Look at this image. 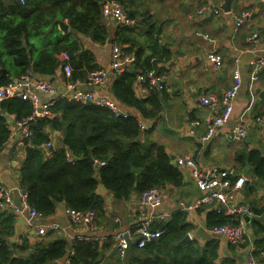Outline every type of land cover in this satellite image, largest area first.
Wrapping results in <instances>:
<instances>
[{"label": "crops", "instance_id": "crops-1", "mask_svg": "<svg viewBox=\"0 0 264 264\" xmlns=\"http://www.w3.org/2000/svg\"><path fill=\"white\" fill-rule=\"evenodd\" d=\"M17 1L19 2V0ZM71 1L73 0H67V4ZM19 3H27L34 13H47L52 7L49 0H41V2L25 0L24 3ZM102 3L103 0H101ZM224 3L225 0H120L119 4L133 19L132 25L120 27L112 19L102 15L108 33L103 44L93 42L89 37L80 33H74L73 37L81 48L93 52L99 68L105 69L109 68L110 51L113 45L121 46L125 52L131 53L135 57L134 62L128 68H131L137 60L135 51L139 52V59L143 64L147 60L151 62L155 57H159L153 55L154 53L164 51L166 56H161L157 60L155 68L137 70V73L152 70L155 74L164 76L165 79L162 90L152 91L156 95L155 100L161 104V109L154 119L145 118L150 121V125L145 122L148 128L141 132V137L150 128L149 140L162 145L173 163L178 156H188L195 159L202 169L215 167L221 175L230 179L235 176H245L247 180L233 204L242 207L248 206L250 209L252 207L264 208V181L259 185H252L251 166L246 163L245 159L237 158L239 153L246 154L253 149L261 150L264 153V67L259 70L258 78L251 83L249 76L255 55L252 53L253 51H246L251 47V44L248 47L246 42V38L251 33L257 35L255 52H261V47H264V0H230L229 11L223 10ZM215 10L218 12L216 13ZM240 11L248 12V17L236 27L230 13H239ZM12 16L14 19L16 18L15 15L12 14ZM57 19L63 20L68 25L66 31L59 27ZM55 22L62 35L69 32L70 27L66 18H56ZM32 29L29 38L34 47V57H36L46 45V38L43 35L48 34V30L42 34L37 32L40 28ZM2 31L0 29V35ZM128 38L134 40L131 52L126 50L130 46V42L126 40ZM60 46L61 44L59 45L60 53L55 58V62L57 61L58 64L53 75L42 77L35 73L32 74L35 78L45 80L54 87L55 91L52 95L39 93L41 101L53 100V97L71 91L68 85L72 82L63 79L64 76H68L69 64L66 61L69 55L66 51L67 48ZM209 52L221 55L223 61L220 67L214 68L207 60ZM4 57H7V53L0 39V58L2 60L0 62L3 65H0V70L9 78L14 76L16 67L12 63L11 57L10 59L7 57L6 60ZM236 67L240 71L242 83L233 99L231 115L227 122L218 128V135L201 141V137L208 132L214 115H219L224 108L219 98L221 93L232 84L233 71ZM158 70L159 73L155 72ZM113 73L115 72L110 70L106 82L97 87L87 86L85 81H76H80V88L89 89L98 95L114 100L110 90ZM50 78L53 80L49 81ZM249 87L253 89V102L251 108L246 112L243 122H240V115L251 100ZM133 89L136 97L147 99L149 94L141 96L138 92L136 78ZM208 93L217 96L219 99L217 105L209 107L199 103V97ZM119 105L122 109H127L122 104ZM4 116L8 119L11 135L0 146V185L11 189L15 195L22 191L19 187V167L24 155V144L20 129L16 125L18 120H15L13 114L4 113ZM141 117L143 116H137L138 120H142ZM239 122L245 127L247 134L243 140L235 141L232 139L231 133L233 127ZM61 136L60 130H50L52 147L60 143L58 139ZM94 162L97 164L99 160ZM178 167L183 176L182 185L179 187L168 184L162 186L163 202L154 209L156 213L166 214L167 219L171 218L170 215L173 211H185V221L190 224V228L186 232L189 234V240L184 244H178L186 235L184 234L177 241L173 238L171 245L181 247L176 249L178 252H185L190 244L204 247L208 239H216L218 247L215 264H220L224 260L231 261L233 264H245L248 249L255 247L256 237L251 223L254 220L263 222L264 214L255 215L251 212V215L243 213L225 215L223 211H218L221 206L217 202H201L195 207L196 201L204 193L197 189L188 169L184 166ZM96 191L103 198L104 212L99 217H95L93 229L87 228L83 232L105 237L102 242H98L102 244L107 238L112 240L115 231L126 230L134 225L140 209V194L134 191L128 200L115 201L111 193L101 185L97 186ZM65 208L64 203L60 202L53 214L40 219H29L26 215L14 214L9 210L1 209V213L10 214L13 218L12 234L6 238L13 245H20L24 240L28 245L38 242L47 243L52 236L46 233L53 230L55 231L53 236L61 235L68 240L76 239L75 227L69 216L65 214ZM211 209L233 219L237 218L236 223L238 219L244 221L246 236L243 244H245L246 237L248 239L245 246L243 244L234 246L228 243L223 236H215L210 232L213 227L207 228L206 220L207 213ZM246 215L253 218L247 221ZM51 223H56L58 227L51 229L49 227ZM248 227L252 230L253 239L247 232ZM257 238L263 241L262 247L256 251L257 259L260 264H263L264 233L259 234ZM165 250L163 249V251ZM15 254H21V251L15 249ZM51 264H68V257ZM98 264H121L112 247V241L108 249L100 252Z\"/></svg>", "mask_w": 264, "mask_h": 264}, {"label": "trees", "instance_id": "trees-1", "mask_svg": "<svg viewBox=\"0 0 264 264\" xmlns=\"http://www.w3.org/2000/svg\"><path fill=\"white\" fill-rule=\"evenodd\" d=\"M49 1L52 6L50 11L34 13L27 3L0 0V29L3 30L0 39L16 67L14 76L9 78L0 70V86L27 70L42 77L53 75L58 64L55 58L60 53V44V47L67 48L69 55L66 62L69 64L70 74L63 75L65 81H85L90 71L99 68L93 52L81 48L73 34L80 33L99 44L106 41L108 33L101 14V0H73L69 4L67 0ZM117 1L120 3V0ZM12 14L16 16L15 19ZM56 18L67 19L70 27L68 33L62 35L59 32ZM32 28H40L41 31L37 32L42 34L48 30V34L43 35L46 45L36 57L29 38ZM126 40L130 42L126 50L131 52L134 40ZM135 52V64L122 71H113L115 73L110 86L115 102L129 109L131 115L116 116L105 107L56 96L50 106L51 115L38 117L29 124L30 133L23 139L24 155L19 167V187L26 192L29 206L43 217L53 214L60 202L65 207L79 211L93 210L99 217L104 212V201L96 191L98 185L107 189L115 201H126L134 191L140 194L153 186L182 185L183 176L179 167L171 161L162 145L149 140L150 128L141 137L137 116L154 119L158 116L161 104L155 100L153 92L147 99H141L136 97L133 89L137 70L155 68L157 60L166 56V53L156 52L153 55L159 57L143 64L139 59V52ZM0 61L2 62L1 58ZM155 72L159 73V70ZM31 109L30 102L20 97L0 101V146L11 135L4 113L13 114L15 120L19 121L27 117ZM50 130L62 132L58 139L60 147L59 144L53 145L55 147L51 150L43 147L51 141ZM89 153L93 161L87 158ZM237 158L245 159L251 166L252 185L263 183L264 153L261 150L239 153ZM98 160L104 163L96 164L94 161ZM251 209L255 215L264 214V208ZM170 216V219L153 223V228L164 229L159 238L141 248L131 242L125 262L215 264L218 247L216 239H208L204 247L190 244L185 252H178L176 249L181 247L171 245L173 238L177 241L186 234L190 224L185 221L184 210L173 211ZM236 220L237 218L233 219L211 209L207 213L206 226L214 228L227 222L235 224ZM12 223V215L0 212V264H51L66 256L68 264H98L100 252L108 249L112 241L107 238L100 244L78 239L68 240L61 235L53 236L55 231L49 230L46 234L52 238L47 243L28 245L24 240L20 245H13L6 238L12 234ZM251 226L256 237L252 253L258 258L256 251L262 247L263 241L257 236L264 233V220H254ZM247 242L246 237L245 244ZM15 249L20 250L21 254H15ZM220 264L233 263L224 260Z\"/></svg>", "mask_w": 264, "mask_h": 264}, {"label": "built area", "instance_id": "built-area-1", "mask_svg": "<svg viewBox=\"0 0 264 264\" xmlns=\"http://www.w3.org/2000/svg\"><path fill=\"white\" fill-rule=\"evenodd\" d=\"M24 1L25 0H19L21 3H24ZM215 12L217 13L218 11L215 10ZM101 13L104 17L112 19L120 27H127L133 23V19L124 11L123 7L117 0H103ZM230 15L237 27L245 18L248 17V12H231ZM256 36L257 35L255 33H251L246 38L247 46L249 47V44H251V47L246 49V51H253L252 53L255 55V58L252 61V69L249 76V81L251 83L258 78L259 70L264 67V47H261V52H255L257 42ZM134 60L135 57L133 54L125 52L119 45H113L110 51L109 68H99L91 71L85 80V84L90 87L103 85L110 74V70L122 71L127 69L128 66L134 62ZM207 60L214 66V68L220 67L223 61L221 55L216 52H209ZM69 74L70 67L68 66L67 75ZM79 83L80 81L69 83L68 88L71 91L63 93L60 96L82 103L89 102L93 105L105 107L116 116L127 117L131 115L129 110L122 109L113 99L107 96L98 95L89 89H82L79 87ZM241 83V74L239 69L236 67L233 71L232 84L221 93L219 98L224 108L219 115H214L212 119L213 122L209 126L206 135L201 137V141L219 134L218 128L225 124L231 115L232 102L241 86ZM164 85V76L155 74L152 70L139 72L136 75V86L141 96H147L153 90H162ZM248 90L251 100L240 115V122H243L246 112L251 108L253 102L252 87H249ZM54 91V87L51 83L35 78L31 71L28 70L21 76L13 78L7 84L0 86V101L9 97H20L23 100L30 101L32 105L31 113L27 117L16 122L17 127L20 129L22 139L29 135V124L31 122H34L38 117L51 115L50 106L53 101H41L39 93L52 95L54 94ZM219 99L215 94L208 93L199 97V103L203 106L213 107L217 105ZM240 122L232 129V139L235 141L243 140L247 134V130ZM138 124L141 132L148 128V125L143 120H139ZM50 146V142L43 145L45 148ZM66 154L68 156V153ZM68 160H70V157H68ZM103 163V161L97 162V164L100 165ZM174 163L178 166H184L187 168L197 189L204 193V195L196 201V204L194 205L195 207L201 202H217L221 206L218 211H223L225 215L242 213L251 215L252 211L248 206L242 207L233 204L247 180L245 176L240 175L230 179L221 175L215 167L202 169L195 159L188 156H178L175 158ZM18 193L19 196L16 199L11 189L4 188L0 185V210L6 209L14 214L26 215L29 219L43 218V215L40 212H37L29 206L26 200V192L22 190ZM162 202L163 196L161 187L153 186L142 191L139 196L140 209L136 216L134 225L126 230H117L112 235V247L116 251L121 264H126L125 259L131 242H135L137 247L141 248L146 243L159 238L163 233L164 229L152 227L155 221H165L168 218L166 214L156 213L154 211V209ZM64 212L67 216H69L72 225L75 227L76 239L90 242H102V240H104L105 237L100 235L94 233L85 234L83 232V230L87 228H94L96 215L93 210L79 211L66 207ZM49 227L51 229H56L58 225L56 223H51ZM210 232L215 236H223L228 243L234 246H239L244 241L246 226L242 219H238V222L235 224L227 222L214 227L210 230ZM252 250V247L248 249L245 264H260L257 257L252 253Z\"/></svg>", "mask_w": 264, "mask_h": 264}, {"label": "water", "instance_id": "water-1", "mask_svg": "<svg viewBox=\"0 0 264 264\" xmlns=\"http://www.w3.org/2000/svg\"><path fill=\"white\" fill-rule=\"evenodd\" d=\"M222 8H223V10H225V11H229L230 10V0H225V3L223 4V6H222ZM57 22H58V24H59V27L62 29V30H64V31H66L67 30V27H68V25L63 21V20H60V19H57L56 20ZM53 79H49V81H52ZM139 116V115H138ZM141 119L142 120H145L144 122H146L147 124H149L150 125V121L149 120H146L145 118H143V117H141ZM52 149V146H50L49 147V150H51ZM87 158L89 159V160H91V161H93L92 160V158H91V155H90V153L87 155ZM264 184V183H263ZM18 196H19V193H16L15 195H14V197L17 199L18 198ZM253 217H250V216H245V219H247V221H249L250 219H252ZM248 234H249V236H250V238L251 239H253V233H252V230L248 227ZM189 240V234L187 233L179 242H178V244H180V243H182V244H184V243H186L187 241Z\"/></svg>", "mask_w": 264, "mask_h": 264}, {"label": "rangeland", "instance_id": "rangeland-1", "mask_svg": "<svg viewBox=\"0 0 264 264\" xmlns=\"http://www.w3.org/2000/svg\"><path fill=\"white\" fill-rule=\"evenodd\" d=\"M7 57H8V59H10V56L7 54ZM7 57H4V60H6L7 59ZM225 224V223H224Z\"/></svg>", "mask_w": 264, "mask_h": 264}]
</instances>
